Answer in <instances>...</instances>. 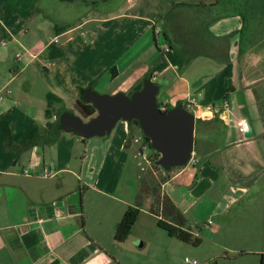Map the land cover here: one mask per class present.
Masks as SVG:
<instances>
[{
    "label": "crops",
    "instance_id": "0c3cea01",
    "mask_svg": "<svg viewBox=\"0 0 264 264\" xmlns=\"http://www.w3.org/2000/svg\"><path fill=\"white\" fill-rule=\"evenodd\" d=\"M60 1L71 6L82 2L86 11L74 24H62L44 15L37 21L39 0H0V97L5 88L20 79L27 64L42 57L47 64L41 62L28 72L44 71L50 78L42 87L43 99L50 93L63 97L65 81L59 79V71L72 66L90 72V80L71 91L69 102H63L66 109V103L74 108L80 88L88 87L91 81L97 85L98 77L92 75L99 66L106 65L109 72L116 69L113 90L120 88L122 81H129L131 91H137L150 78L159 87L162 109L183 103L195 120L223 121L222 130L197 135L195 129L200 154L194 152V162L169 172L168 182L162 185V195L179 208L187 219V228L198 236L194 227L202 226L194 213L202 204L209 205L210 216L225 214L236 206L242 193L251 190L234 179L252 174L259 181L264 176V162L257 154V147L264 144V50L257 47V41L264 38V28H255L259 18L264 19V5L258 0H124L117 5L114 16L106 17L92 8L102 0ZM26 39L34 42L27 45ZM76 41L81 44L72 54ZM58 49L65 56L52 59ZM108 50L115 57L105 64ZM9 54L16 63L25 55L31 60L23 69L14 65L9 68L5 66ZM184 62L188 64L183 66ZM212 64L217 66L214 76ZM228 65L232 66L231 77L225 78L223 71ZM231 100L236 106L232 107ZM60 104L55 103L52 110H59ZM47 107H41L45 117ZM49 119L48 123L55 122V112ZM245 120L253 131L250 138L242 136L244 128L239 123ZM48 123L46 127L35 125L23 137L13 136L20 146L40 133L39 145L19 154L17 160L15 154L8 155L6 162L0 157V264H182L191 250L187 252L183 243L158 231L154 248L153 238L140 236L142 232L136 226L147 211L141 210L124 243L115 241L116 227L139 193L138 185L128 186L130 179H161L149 171L137 133L134 131L130 138L131 128L127 125L121 131L115 127L108 137L92 144L79 137L86 150L91 147L100 159L92 179L83 176L85 155L78 170L70 168L75 155L85 151L79 149L80 141L64 132L50 142ZM0 138L4 140L2 135ZM54 146L60 149L61 166L57 168L54 162L52 168L48 167L54 174L44 178L45 157ZM260 151L263 153L264 148ZM139 167L141 174H137ZM221 179L229 183L226 192L217 199L209 197ZM88 192L103 204L96 197L86 198ZM110 199L117 203H108L106 208ZM147 200L149 207L151 198ZM149 243L152 246L148 249ZM170 251L172 263L160 260Z\"/></svg>",
    "mask_w": 264,
    "mask_h": 264
},
{
    "label": "rangeland",
    "instance_id": "374dc122",
    "mask_svg": "<svg viewBox=\"0 0 264 264\" xmlns=\"http://www.w3.org/2000/svg\"><path fill=\"white\" fill-rule=\"evenodd\" d=\"M83 1V0H81ZM124 0H102L98 4L94 5L92 8L99 12L100 14H105L106 17H112L115 14V10L117 5L121 4ZM249 3L257 2L256 0H246ZM260 3L264 5V0H258ZM40 6L38 9V14H36V20L40 21L41 16L44 15L48 18L53 20H59L62 24L73 23L76 22L77 18L81 15V12L86 11L85 4L82 2H76L73 6H71L66 1L51 2L48 0H39ZM55 3L58 5L56 6ZM83 9L82 11L80 9ZM104 12V13H102ZM260 19V24L256 25V30H261L264 28V24L261 23L264 19ZM258 19V20H259ZM83 41V40H82ZM88 41V40H87ZM24 42L28 45L33 43V40L26 39ZM90 43V42H89ZM81 43H74L73 51L71 52L74 54L75 48L80 47ZM83 45V44H82ZM84 46V45H83ZM87 46V45H85ZM257 47L264 50V38L257 41ZM110 55L106 56L105 64L112 62V56H114V52L108 50L107 51ZM11 55L9 54V58ZM115 57V56H114ZM8 62L5 61V66L11 68L13 65L16 66L18 69H23L26 63H29L31 58L28 55L21 57V59H17L18 63L15 62V58L11 57ZM73 58H76V54L73 55ZM184 60V59H183ZM181 60V61H183ZM41 62L45 63V60L40 57L37 60H33L32 64H27V68L23 72L22 76L18 81L9 85L7 88L4 89L3 94L0 97V121L7 115L10 116L9 119V128L11 131L12 136H21L23 137L24 134L35 128L37 126H45L46 122H49V118L45 117L42 113L41 107L44 106L46 108L47 99H43L41 95L43 94V85L45 81H50V78H46V74L44 71H30L32 67L40 64ZM195 62V61H193ZM60 66V62H56ZM47 64V63H45ZM188 63L184 62L183 66H186ZM48 66V65H47ZM53 63H50L49 68H53ZM211 74L212 76L215 75V71L217 70V66L215 64L210 65ZM61 73L60 80L65 81L64 85L62 86V98L61 104L57 106H63V102H69L71 99V91L76 89L78 86L83 85L86 81L90 80L88 76L90 72L87 69H83L78 71L77 69L71 67H67L64 70L59 71ZM64 79H63V76ZM92 76H97V85H95V90L101 94H116L119 92L125 93L127 95L133 94L135 91H131V87L129 86V81H122L119 83L120 88L117 90H113L114 83L112 82V78L108 67L106 65L99 66L96 69V74ZM194 76V75H193ZM91 77V76H89ZM34 81L31 83V80ZM57 79V78H56ZM180 83V82H179ZM183 85V83H180ZM179 87V86H178ZM182 87V86H181ZM142 88V87H141ZM52 90V89H51ZM28 91V92H27ZM55 104V103H54ZM53 104V107L55 106ZM68 104L69 111L73 112L75 115L81 117L83 120L88 121L89 119L84 118L75 108L71 107ZM232 107L236 106L234 100H231ZM195 117V116H194ZM128 122L120 121L116 129L121 131L122 129H126ZM46 127V126H45ZM134 131L137 133L138 137H140L141 142L139 146L142 150V153L146 155V161L149 162L151 150L149 148L145 149L142 138V133L138 129L137 126H133ZM4 140L0 138V157H4L3 161L6 162L8 160V155L15 154L16 160L19 157V153L8 149L6 140H7V133L0 132V136ZM67 135V134H66ZM74 135V134H73ZM68 136V135H67ZM74 139H77L79 142V149L85 150L81 153L78 152V155H75L73 160V164L70 165L72 170H78L79 166L82 164L84 155L86 156V165L85 170L83 172V176L88 175L91 176L92 179H95L97 174V166L99 163V156L96 155V151L88 147L86 150L85 145L81 142V139L78 136L74 135ZM108 137V136H106ZM101 138H91L87 139V141L92 144L94 141H101L98 140ZM75 141V140H74ZM263 143V142H262ZM262 145V144H261ZM264 145V144H263ZM257 147V154L261 157V161L264 162V152L262 153L260 150L264 148V146ZM49 152V153H48ZM48 154L46 155V169L48 171V167L53 166V163L56 162L57 168L61 166L60 163V149L56 146L52 147V150H48ZM68 153L71 152V149L67 151ZM80 153V154H79ZM57 156L56 161H53ZM50 159L52 162H50ZM263 159V160H262ZM21 162V161H20ZM22 163L26 165V161L22 160ZM94 170L92 171V165ZM65 166V165H64ZM262 166L264 164L262 163ZM18 169L17 167H15ZM176 169V168H175ZM172 169V170H175ZM139 170V171H138ZM155 170V169H154ZM248 172L252 171V167L249 166L247 169ZM149 171L153 173L151 167ZM142 173L141 168H137V174ZM156 177L158 176L161 178L163 176L162 172H158L155 170ZM79 174V171H78ZM146 175V174H144ZM264 177V176H263ZM254 179L252 174L248 178L244 179H234L238 180L241 187H251V190H247L246 192L242 193V198L237 202L236 206L232 209L228 210L225 214H221L219 216H210V207L207 204H202L199 208L198 213H194L196 219L201 224L202 229L195 228L196 233L202 239V243L200 246L195 247L192 245L184 244L186 247L187 252L188 249H191L189 253L185 255L190 257L193 261H197L199 264H264V180ZM129 180V179H128ZM162 179H130L128 186L134 187V185H138L139 193L142 186H146L147 184L150 187L158 186ZM153 184V186H152ZM226 185H229L227 179H221L220 183L215 188V191H212L208 194L209 197L217 199L220 194H224L226 192ZM133 191V190H132ZM138 193V194H139ZM137 194V196H138ZM95 198L96 195L93 192H88L87 197ZM154 199L156 201V195H154ZM141 200V210L147 211L148 213L142 214L140 220L136 228H139L142 232V235H149L150 238H153L154 248L156 247L157 236L156 232L160 231L167 237L168 234L157 225L159 220L158 216H155L149 211V201L146 200L145 196L143 195ZM96 201L102 205L103 201L99 197H96ZM139 200V199H138ZM137 199H134V204ZM115 204L117 202L112 201L111 199L106 202V208L110 205ZM88 206V205H87ZM240 210H243L239 212ZM239 212V213H238ZM162 216V215H161ZM139 219V218H138ZM211 221L209 226L206 227V223ZM206 224V225H205ZM169 237V236H168ZM171 238V237H169ZM167 239V238H166ZM174 239V238H171ZM176 240V239H175ZM143 241L140 242L142 244ZM177 243L178 240L176 241ZM175 242V243H176ZM182 244V242H181ZM152 246L149 243L148 249ZM164 249V245H162ZM167 255L163 254L164 257L162 259H169L172 263L173 253L170 251ZM177 258V257H176ZM183 258V257H182ZM178 260V259H177ZM175 264H178L177 262ZM182 264H184V259L182 260Z\"/></svg>",
    "mask_w": 264,
    "mask_h": 264
},
{
    "label": "water",
    "instance_id": "95a60500",
    "mask_svg": "<svg viewBox=\"0 0 264 264\" xmlns=\"http://www.w3.org/2000/svg\"><path fill=\"white\" fill-rule=\"evenodd\" d=\"M158 93L159 87L152 81H146L131 95L101 94L88 87L81 100L92 105L96 115L85 121L65 112L60 117L62 129L87 140L110 135L120 121H138L153 149L160 154L159 166L165 170L185 167L194 154L195 117L180 106L164 112L158 104ZM244 125L242 136L252 137L250 122L245 120Z\"/></svg>",
    "mask_w": 264,
    "mask_h": 264
},
{
    "label": "trees",
    "instance_id": "16d2710c",
    "mask_svg": "<svg viewBox=\"0 0 264 264\" xmlns=\"http://www.w3.org/2000/svg\"><path fill=\"white\" fill-rule=\"evenodd\" d=\"M58 29V28H57ZM58 30H61L60 28ZM64 30V29H63ZM54 47H51V50ZM53 52V51H52ZM56 55H53L51 57L52 59H55L57 57H64L65 52L62 49H58L55 53ZM231 71H232V66L228 65L225 70L223 71V75L225 78H230L231 77ZM111 72V78L114 79L116 77V69L113 67L110 70ZM147 81H151L150 78L147 79ZM88 87H93L95 89V81H91L90 85ZM80 88L78 91V98L75 101L74 108L84 117V118H91L94 115H96V110L94 107L90 104H85L82 100V94L83 92L88 88ZM54 103H61V98L50 93L47 97V110H46V116L47 118H51L52 114L55 112L57 115V119L55 120L54 123H48L47 128L51 130L52 132V139L50 142L54 143L55 138H58L59 135L64 133L65 131L62 129L61 126V121L60 117L63 113L69 112L71 114H74L73 112L67 110L65 107L61 106L59 110L54 111L53 104ZM159 107L162 109L163 106L158 102ZM177 106L183 107L185 109H188V105H185L183 103H179ZM172 109V108H170ZM165 108L164 112L170 110ZM192 113V112H191ZM192 115H194L192 113ZM9 119L10 116L7 115L5 116L1 121H0V132H6L7 133V140L6 144L8 149L18 152L19 154L27 151L28 149L32 148L35 145H39L41 142V134L37 133L35 137L32 139H29L26 143L23 145H17L13 141V136L11 134L10 128H9ZM129 127L131 128V137L134 135V127L137 126L138 129L142 133V138H143V144L144 147L149 148L151 150V155L149 158V164L151 169L155 172H162L163 176H161V182L159 183L158 186H154L153 188L150 187L148 184L146 186H142L140 189V193L137 196V201L133 206H129L122 217L121 221L118 223L116 230H115V241L118 243H124L130 236L133 227L135 226L140 213H141V200L142 196L144 195L146 200L148 198H151V204L149 206V211L154 214L155 216H158V227L163 229L169 237L174 238L184 244L192 245L195 247H198L202 243V239L199 236H195L192 234V232L187 228V219L183 215V213L177 208V206L167 197L162 195V185L168 182L169 178L167 174L172 171V169L165 170L161 166L157 164L158 159L160 158V154L155 151L152 147V143L150 139L143 133V131L140 128V124L138 121H132L128 122ZM225 126L224 122L219 120V119H212L210 121H203L202 119H197L196 120V133L199 135L200 132L204 131H215V130H222L223 127ZM68 135H72L74 133H67ZM75 135V134H74ZM76 136V135H75ZM198 137V136H197ZM84 142L85 140L82 139ZM200 139L196 138L195 143H194V152L195 154L198 155L200 154ZM155 169V170H154ZM153 186V184H152ZM156 195V201L155 197ZM139 199V200H138ZM162 215V216H161ZM208 225V224H207Z\"/></svg>",
    "mask_w": 264,
    "mask_h": 264
},
{
    "label": "built area",
    "instance_id": "2783aa9c",
    "mask_svg": "<svg viewBox=\"0 0 264 264\" xmlns=\"http://www.w3.org/2000/svg\"><path fill=\"white\" fill-rule=\"evenodd\" d=\"M189 107V106H188ZM164 110V109H163ZM240 125H241V128L243 129H245V125H244V122H241V123H239ZM194 154H193V156H192V159L190 160V162L189 163H191V162H194ZM54 174V172H47V171H45L44 172V174H43V177L44 178H48V177H50L51 175H53ZM211 223V221L209 222V224ZM184 264H199L197 261H193L190 257H188V256H186L185 258H184Z\"/></svg>",
    "mask_w": 264,
    "mask_h": 264
},
{
    "label": "flooded vegetation",
    "instance_id": "af4514ba",
    "mask_svg": "<svg viewBox=\"0 0 264 264\" xmlns=\"http://www.w3.org/2000/svg\"><path fill=\"white\" fill-rule=\"evenodd\" d=\"M93 88V87H92ZM94 89V88H93ZM160 103V102H159ZM161 104V103H160ZM162 105V104H161ZM189 164V163H188Z\"/></svg>",
    "mask_w": 264,
    "mask_h": 264
}]
</instances>
